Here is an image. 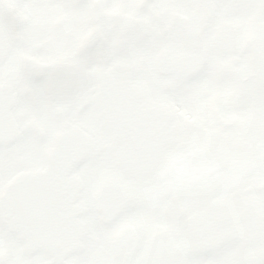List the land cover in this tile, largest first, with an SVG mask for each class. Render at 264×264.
<instances>
[{
	"label": "snow or ice",
	"instance_id": "snow-or-ice-1",
	"mask_svg": "<svg viewBox=\"0 0 264 264\" xmlns=\"http://www.w3.org/2000/svg\"><path fill=\"white\" fill-rule=\"evenodd\" d=\"M0 264H264V0H0Z\"/></svg>",
	"mask_w": 264,
	"mask_h": 264
}]
</instances>
